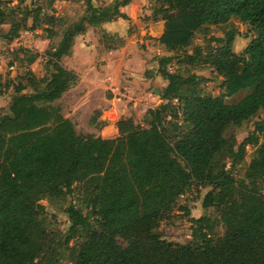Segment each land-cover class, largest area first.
<instances>
[{"label":"trees","instance_id":"16d2710c","mask_svg":"<svg viewBox=\"0 0 264 264\" xmlns=\"http://www.w3.org/2000/svg\"><path fill=\"white\" fill-rule=\"evenodd\" d=\"M84 1V15L47 51L49 74L39 79L28 70L21 77L26 84L13 85L6 110L0 108V264H264V139L257 144L253 133L237 145L228 137L264 112V0H149L151 19L163 22L157 41L171 53L158 58L157 72L167 83L158 93L162 102L145 111L144 124L120 117L113 138L78 133L55 103L78 81L61 63L75 37L88 26L130 19L121 8L131 0L104 6ZM23 3L0 7V24H9L7 43L29 17L32 29L40 25L41 6ZM232 18L251 32L239 53L232 48L234 27L187 50L197 31L207 34L209 26L228 25ZM57 20L48 15L44 30L53 34ZM19 51L27 65L38 56ZM174 61L178 68L169 71ZM184 64L212 67L224 92L202 93L206 78L181 72ZM11 81L6 78V87ZM239 89L249 91L235 103L225 101ZM255 130L264 132V115ZM249 144L256 148L237 179L231 169L243 162ZM193 186L209 187L201 206L217 212L223 233L215 234L210 217L201 215L189 218L192 243L162 238L160 221ZM76 188L84 207L64 208L69 224L55 240L40 201L63 199Z\"/></svg>","mask_w":264,"mask_h":264},{"label":"rangeland","instance_id":"374dc122","mask_svg":"<svg viewBox=\"0 0 264 264\" xmlns=\"http://www.w3.org/2000/svg\"><path fill=\"white\" fill-rule=\"evenodd\" d=\"M23 1L22 6L27 5L34 8L41 6L40 25L32 29V18L29 17L26 27L20 30L19 36L7 43L4 33L9 28V24H0L2 83H5L6 78L12 79L11 84L8 87L4 85L1 90V94L7 91L5 101H8L13 94V85L20 80L26 84V80L21 77L28 70H31L33 75L39 79L49 74L47 51L57 45L62 31L85 13L84 0H55L51 6L48 5V0ZM111 1L93 0V3L104 6ZM152 4L153 2L149 0H131L130 4L121 8L130 17L129 20H112L104 22L98 27L88 26L83 34L75 37L72 54L61 59L64 66L75 70L78 74V81L55 103L60 104L62 114L73 122L78 133H92L101 137L110 136V129H106L101 134L105 124L104 119L114 120L117 114L126 107L129 108L133 119L143 125L144 112L142 110L149 104H156L154 100H143L135 106L133 105L134 101H129L127 97L130 92H134V94L143 92L148 89V85L155 87L158 91L161 83L160 77L155 78L158 58L169 54L157 41L163 28V22L151 19ZM16 5L17 0H0L2 8L10 9ZM48 15L58 18L52 28L53 34L45 31L44 28L48 25L42 23ZM232 27L238 31L232 48L234 52L239 53L250 40L251 32L245 24L236 18H232L228 25L209 26L207 34L203 30L197 31L187 50L190 52L194 46H206L209 36H223L224 32ZM21 49H28L32 53L37 52L36 60L27 65L21 59L22 53L19 51ZM10 60L15 63V73L12 74L6 73V66ZM167 68L169 71H174L178 65L174 61ZM179 70L194 72L205 77L206 79L199 84V88L204 94L218 96L224 92V88L221 86L223 78L208 65L184 64L179 67ZM145 77H148V80L144 79ZM149 77H153V79ZM31 91L32 88L28 85L26 92ZM248 91L249 89H239L231 96L225 97V101L235 103ZM111 107L114 109L110 110ZM6 108L7 105L2 110L5 111ZM263 115L264 112L259 111L255 116L243 122L241 126L233 128L228 137L232 136L238 145L254 133L258 135L257 144H260L264 139V132L256 131L255 126L257 121L263 119ZM100 125L102 126L100 127ZM255 148L256 145L252 144L246 146L243 162L231 169L235 178L239 179L243 176ZM229 164L230 161L227 160V166ZM208 189L209 187L198 189L193 186L189 192L177 198L172 211L160 221L156 229L162 238L182 244L192 243L189 218H198L201 215L210 217L215 234L223 233L221 223L217 222V212L213 208L203 209L201 206L203 195ZM262 191L264 192V188ZM40 203L46 209L45 217L50 235L57 240L66 231L69 224L64 208L69 203L83 208L85 202L82 193L78 192L76 188L73 194L66 195L63 199L51 201L44 199ZM182 207H185L188 213L181 209ZM69 244L71 245L73 242L71 241ZM64 264L69 263L64 262Z\"/></svg>","mask_w":264,"mask_h":264},{"label":"crops","instance_id":"0c3cea01","mask_svg":"<svg viewBox=\"0 0 264 264\" xmlns=\"http://www.w3.org/2000/svg\"><path fill=\"white\" fill-rule=\"evenodd\" d=\"M130 4V3H129ZM127 6V5H126ZM125 7V6H124ZM123 11L124 13H126L124 10H121ZM127 14V13H126ZM128 15V14H127ZM117 21H125V19H122V18H118L116 19ZM163 26V24H162ZM162 31V30H161ZM79 49V48H78ZM73 51V49H72ZM72 54V53H71ZM70 54V55H71ZM69 55V56H70ZM165 55H170V52L169 54H165ZM164 56V55H163ZM65 57V56H64ZM67 57V56H66ZM158 68V67H157ZM157 68H156V74H155V78H161V83H160V87L158 89V91H156L155 87L148 85V89L144 90L143 92H139L138 94H134V92H130L132 94H128L127 97L129 98V101H134L133 102V105L136 106V104L139 103V101H143V100H146V101H150V100H154L156 102V104H149L147 105V107H144V109L142 110L144 113L145 111L148 109V108H153L154 105L158 106L161 102H162V99H160V96H159V91L166 85L167 83V80L163 79L161 77V75L157 72ZM0 69H2L0 67ZM72 69V68H70ZM2 71V70H1ZM75 71V70H74ZM150 79H153V77H149ZM144 79L148 80V77H145ZM150 87V88H149ZM7 91L4 93V94H0V108L1 107H4L7 105L8 101H5V99L7 98ZM155 106V107H156ZM114 109V107H111L110 110ZM127 109V110H126ZM123 108L120 112L117 114V116L114 118V120H108V118H105L104 121H105V124L103 126V129L101 131V134L104 133V131L106 129H110V136H103L104 138H113V137H116L118 135V131H117V127H116V122L117 120L120 118V117H129L131 116L133 118V116L131 115V113L129 112V108L126 107ZM106 113H108V111H106ZM144 115V114H143ZM103 125V124H102Z\"/></svg>","mask_w":264,"mask_h":264},{"label":"built area","instance_id":"2783aa9c","mask_svg":"<svg viewBox=\"0 0 264 264\" xmlns=\"http://www.w3.org/2000/svg\"><path fill=\"white\" fill-rule=\"evenodd\" d=\"M7 67V72L6 73H9V74H12V73H15V63H12V64H9L6 66ZM2 72L0 71V91L4 88V85L5 83L3 84L2 83ZM9 76V75H8ZM2 93V92H1Z\"/></svg>","mask_w":264,"mask_h":264}]
</instances>
